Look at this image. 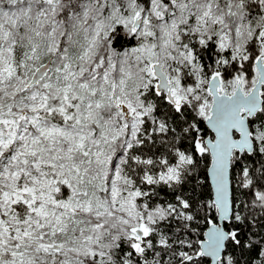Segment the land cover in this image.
<instances>
[{
  "label": "trees",
  "instance_id": "obj_1",
  "mask_svg": "<svg viewBox=\"0 0 264 264\" xmlns=\"http://www.w3.org/2000/svg\"><path fill=\"white\" fill-rule=\"evenodd\" d=\"M12 1L0 0V11L13 9L20 16L0 37V45L7 47L1 57L15 54L21 71L16 69L0 91L1 102H11V110L19 112L21 101L29 102L27 96L39 90L45 93L39 97L46 98L40 116L46 126L60 123L75 133L83 128L94 130L95 135L86 139L88 150L72 146L58 134L61 149L50 150L49 139L30 127L26 138L0 147L2 157L18 152L19 159L4 166L0 158V220L10 229L5 233L0 226V264H210L199 256L207 229L218 222L208 178L211 157L204 142L211 136L205 122L209 109L204 104L211 103L207 83L215 74L226 81L246 76L247 87L256 82L254 61L264 51L262 40H257L259 33L264 36V5L254 0L159 1L166 22L151 24L150 36L167 42L159 54L164 59L157 61L172 79L179 80L182 101L173 105L164 92H158L148 70L150 61L140 54V32L132 36L130 31L136 15H152L153 0H56L52 4L18 0L14 8ZM206 11L212 16L201 28L200 18ZM172 21L175 31L163 36L162 29ZM97 24L112 29L89 46L86 41L95 34ZM225 30L240 40L237 43L231 35V46L222 50L219 40ZM54 55L46 78L26 89L34 71ZM67 65L73 72L70 88L63 78L55 81ZM47 82L51 84L44 88ZM116 97H126L134 113L125 115ZM64 108L66 120L58 114ZM71 108L74 112L68 114ZM139 113L142 119L128 145L129 128L120 126L130 124ZM250 127L254 153H235L232 160L233 216L226 225L231 237L219 264H264V106L250 120ZM34 136L39 139L33 140ZM182 156L188 163L169 184L161 176L168 167L179 166ZM43 158L47 166L34 164ZM53 167L59 173L57 187L51 190L55 202L91 199L101 201L106 209L65 210L68 217L51 232L41 228L38 215L25 203L12 204L2 198L4 189L17 185H48ZM70 174L68 185L63 180ZM113 184L118 196L132 198L136 205L140 218L131 228L112 214L109 189ZM137 225L147 229L141 237L137 231L135 237ZM20 229L35 231L17 237ZM49 243L61 249L43 250L42 245Z\"/></svg>",
  "mask_w": 264,
  "mask_h": 264
},
{
  "label": "rangeland",
  "instance_id": "obj_2",
  "mask_svg": "<svg viewBox=\"0 0 264 264\" xmlns=\"http://www.w3.org/2000/svg\"><path fill=\"white\" fill-rule=\"evenodd\" d=\"M42 1L52 4L56 0H42ZM153 1L154 3L151 2L149 4V6L152 9V15L151 16H147V15L140 16L143 22H142L141 29L138 31L140 32V34L138 35V38L141 40L140 54L143 57H145V59L150 61V63L148 64V70L151 76L156 80V86H157L158 80L153 75V65L159 63L157 60L164 59V58L159 57V54L161 55V53L164 51V49L168 45H167V42L157 41L159 39H155L152 36H150L152 33L151 24L155 25L156 23H160L164 25L166 22V19L164 18V16L162 15V12L158 8V3L160 0H153ZM254 1L260 6L264 5V0H254ZM171 2L172 4H177L178 0H171ZM11 4L13 5L12 8H14L19 3H18V0H13ZM211 16L212 15L209 11H206V13L202 15V17L200 18L201 28L207 25ZM19 18H20L19 13L16 10L6 9L5 11H0V37H2L4 31H6L9 28L10 22L18 23ZM133 23H134V19L131 21L130 31L132 29ZM96 28L97 29L95 30V34L91 38H88V40L86 41L87 45L89 46H93V44L97 40L106 36L107 33L110 32L112 29V28L106 27L105 24H97ZM175 29H176V24L173 21L167 23V26L162 29L164 32L163 36L171 35V33L175 31ZM231 35L232 34H230L229 30H225L223 34L221 35L220 40H219V47L222 50H226L231 46V39H232ZM232 36L233 37L236 36L235 41L238 43L240 40L239 36L238 35H232ZM260 39L262 40L264 44V36L261 38V33H259V36L257 37L258 41H260ZM157 42H161V44ZM6 49L7 47L5 45H2V44L0 45V91L5 87L6 82L14 75V72L16 71V69L21 71V60L17 62V59H16L17 56L15 54H13V56L10 58H6L5 56L1 57V55L5 53ZM153 59L154 61H152ZM256 61H257V57L255 58V61H254V69L256 72L255 81L257 82L258 71L256 68ZM59 72H60V76L55 81L56 82L61 81V79L63 78L64 82L65 80L68 81L67 84L65 83V87L68 86V88H70L71 79L73 77V72L69 70L68 65L66 66L64 70L63 69L59 70ZM165 73L167 76H169L168 78L172 85L173 95L175 96L177 103L181 102L182 93L180 91V87H179L180 84H179L178 78L172 79L171 76L167 72ZM174 73L175 72H172L171 74H174ZM32 76H31V79H32ZM215 76H219L222 79L221 92H224L228 95H232L236 91L239 83L241 84L242 89L246 94L250 92V90L253 88V86L256 83L254 82L250 87H247L246 76L237 75L233 77L232 81L230 80L226 81V80H223L224 79L223 75L215 74L212 77H210L207 85H209L210 80L214 78ZM19 83H21V80H19ZM50 84L51 82H47L44 84L43 87L47 88L50 86ZM65 87H64V90L67 93ZM224 87H227V89L231 90V92L227 93L228 90H224ZM18 89L20 88H18V83H17L16 90H15L16 93L18 92ZM42 91H45V90L42 89ZM39 94L45 95V93L43 92L41 93V91L38 90V91L32 92L30 95L27 96V99L29 100V102L21 101L22 109L19 112H14L11 110L12 107L14 106L11 102L7 101L3 104L0 100V147L2 148L8 147L10 144H13L18 140H22L26 138L28 134L30 135V132H29L30 127H35V129L39 132V135H41L45 139H49L50 144H51L49 147L50 150L53 148L61 149V146L57 144V142L60 140L59 139L60 136H58V134H61V136L64 135L66 139L70 140L72 142L71 143L72 146H76V147L86 146L87 149L89 150L90 147L86 143V139L88 137H94L95 131L93 130V131L85 132L83 128H80L77 130V133H75L74 132L75 130L64 128V126L60 123H55V125H52V126H46L44 121L41 120L40 118L42 109L44 108L43 104L45 103L46 98L45 96L39 97ZM125 98L126 97L124 98L116 97V102L120 110L124 112L125 115L129 116L134 113L135 109L131 106L132 103H130L127 99L125 100ZM212 102L213 100L211 96V103L208 104L206 102L204 104V106L208 107L209 109V114L207 115V117L210 115V109L212 106ZM67 103H70V102H67ZM72 108L69 110L70 112L68 111V114L71 113ZM66 112H67V109L64 108L58 114L60 117L66 120L67 119ZM141 117H142L141 113L136 114L134 121L130 122V124L129 122H125L124 124H121L120 126L121 130L129 128V133H128L129 138L127 139L128 145L130 144V140L135 137L137 125L140 119H142ZM76 126L77 125H75V127ZM36 139H39V137L34 136L33 140L36 141ZM27 147L28 146L26 145L25 148L27 149ZM42 149L39 148L40 151H44ZM28 151L31 154L34 152L30 148H28ZM66 153H70V151H67ZM20 154L25 157L24 155L25 153L23 151H21ZM0 158L3 159L4 166L17 163L19 160L18 152L12 153L11 156L6 157V158L2 157V154L0 153ZM187 163H188L187 157L182 156L180 159L179 166L168 167V169H166L164 173L162 174L161 178L165 180L166 182H168L169 184H172L178 179L182 166ZM34 164L35 165L44 164L47 166V162L45 158L37 161ZM7 171H8V168H4L2 173H6ZM52 171L53 172L50 174L48 185H42V186H34V185H29V184L17 185V186L12 187V189H4L1 193L2 198L5 200V202L12 203V204L21 202V201L25 203L26 207H28L32 212H35L38 215L40 222H41V228L45 226V228H48L47 231H51V232H54L56 229H59V227L63 224L65 217H68L65 210L67 211L72 210L75 212H87L91 210L93 206L97 208L106 209V205L104 203H102L101 201L95 203V202H92L91 199H88L85 201L80 198H75V201L65 203L64 205L58 204L57 202H55L54 194L51 190L53 187L54 189H56L57 187V183L59 181V173H57L56 167H53ZM19 172H20V169L15 170L16 174H19ZM115 175H116V172H115ZM71 178H73V176L70 174V176H66L63 181H66V183L69 185L70 183L69 181ZM118 190L119 189L117 188L115 184L111 185L109 189L112 214L115 213L117 215L119 223L124 224L125 227L127 228L128 227L131 228L137 221H139V218H140L137 214L138 211L136 209V205H134V201L131 200L132 198L131 199L129 197L121 198L120 196H118L119 194ZM0 226L4 230L5 233L10 231V229L1 220H0ZM100 226L102 227L103 224H100ZM133 230H134L135 237H136L137 230H142L143 232H146L147 229L143 225H137L136 227H134ZM31 231L34 232L35 230H30V229L21 230L20 229L16 231L17 232L16 236L21 237L22 235L23 237H26L31 234ZM49 244L57 245L56 243H49ZM58 247L59 249H61V246L58 245Z\"/></svg>",
  "mask_w": 264,
  "mask_h": 264
},
{
  "label": "water",
  "instance_id": "obj_3",
  "mask_svg": "<svg viewBox=\"0 0 264 264\" xmlns=\"http://www.w3.org/2000/svg\"><path fill=\"white\" fill-rule=\"evenodd\" d=\"M142 18L136 15L131 29V35L138 33L142 26ZM54 57L41 65L34 72L26 89L37 86L48 75ZM258 80L245 93L239 83L232 95L221 92V79L212 78L208 85V92L212 96L210 115L206 119V126L212 136L205 139L209 150L211 164L208 168V178L212 188L213 203L218 213V222L211 224L205 233V239L200 244V255L210 260V264H219L227 250V242L231 234L226 229L233 216L231 167L235 153L240 155L253 154L255 140L250 127V120L255 118L264 106V52L256 61ZM153 75L158 80V92H164L168 101L177 105L173 95L172 85L168 76L159 63L153 65ZM115 100V97H114ZM139 237L142 230H137ZM45 251H57L58 245L43 244Z\"/></svg>",
  "mask_w": 264,
  "mask_h": 264
},
{
  "label": "flooded vegetation",
  "instance_id": "obj_4",
  "mask_svg": "<svg viewBox=\"0 0 264 264\" xmlns=\"http://www.w3.org/2000/svg\"><path fill=\"white\" fill-rule=\"evenodd\" d=\"M263 37V35H261V38Z\"/></svg>",
  "mask_w": 264,
  "mask_h": 264
}]
</instances>
